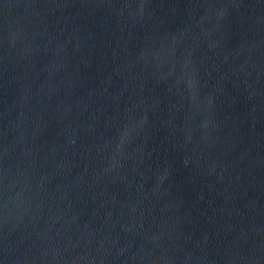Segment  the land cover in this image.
Segmentation results:
<instances>
[{"label":"water","instance_id":"obj_1","mask_svg":"<svg viewBox=\"0 0 264 264\" xmlns=\"http://www.w3.org/2000/svg\"><path fill=\"white\" fill-rule=\"evenodd\" d=\"M0 264H264V0H0Z\"/></svg>","mask_w":264,"mask_h":264}]
</instances>
